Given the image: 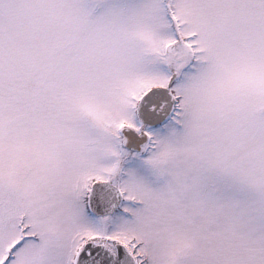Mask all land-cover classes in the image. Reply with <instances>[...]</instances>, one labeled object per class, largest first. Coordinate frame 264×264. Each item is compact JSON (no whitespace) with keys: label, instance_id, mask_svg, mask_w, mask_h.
<instances>
[{"label":"snow or ice","instance_id":"snow-or-ice-1","mask_svg":"<svg viewBox=\"0 0 264 264\" xmlns=\"http://www.w3.org/2000/svg\"><path fill=\"white\" fill-rule=\"evenodd\" d=\"M0 264H264V0H0Z\"/></svg>","mask_w":264,"mask_h":264}]
</instances>
